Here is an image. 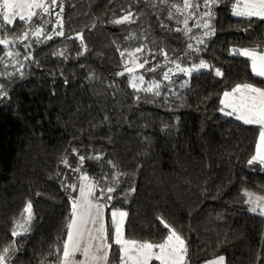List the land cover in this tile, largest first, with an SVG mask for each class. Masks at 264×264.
<instances>
[{"label":"trees","instance_id":"trees-1","mask_svg":"<svg viewBox=\"0 0 264 264\" xmlns=\"http://www.w3.org/2000/svg\"><path fill=\"white\" fill-rule=\"evenodd\" d=\"M183 2L65 0L63 29L56 27L63 35L48 39L51 15L39 37L19 19L0 30L10 41L0 46L4 264L61 263L84 174L99 189L115 187L100 201L108 212L127 213L126 238L163 242L162 219L185 241L186 264L218 257L264 264V215L249 211L245 195L264 196V164L248 163L261 127L221 111L223 94L236 85L264 88L249 58L236 53L264 50V20L222 7L211 18L212 38L188 48L177 11ZM176 58L184 67L204 61L211 68L178 75L174 88L131 86L134 62ZM119 258L113 244L108 264Z\"/></svg>","mask_w":264,"mask_h":264},{"label":"snow or ice","instance_id":"snow-or-ice-1","mask_svg":"<svg viewBox=\"0 0 264 264\" xmlns=\"http://www.w3.org/2000/svg\"><path fill=\"white\" fill-rule=\"evenodd\" d=\"M56 0H52L55 3ZM166 2V0H165ZM219 0H203V7L207 9L201 14L200 19L204 20L202 25L205 29H210L204 33L205 36L214 33V29L211 28L210 20L214 17L212 8L218 6ZM175 7V6H174ZM195 7L197 10L201 7L200 4L193 5L191 0H184L183 8H177L178 12H183L189 8ZM34 9H42L44 13H48V7L45 5L44 0H0V20L3 21V25H0V30L6 29L9 25H14L15 20L25 24H31L33 17H38L40 13L34 11ZM232 15L237 17H258L260 20H264V0H234L232 4ZM207 17L208 19H205ZM171 18V16L169 17ZM123 20H130L129 16H125ZM123 21L117 20L115 23L119 24ZM184 24L187 26L188 18L184 20ZM200 22L197 21V27H200ZM41 29L36 28L34 34L39 37L41 35ZM180 31V29H177ZM191 31V29H187ZM63 35V32L58 33ZM24 38H27V32L23 34ZM52 37L49 36L48 39ZM10 41L7 39H0V46L8 47ZM203 43V40L200 41ZM189 48L192 45H188ZM236 53L242 56H246L251 61V71L257 76L264 78V50L257 51L252 50H236ZM12 55L11 52L8 53ZM18 55V53H17ZM123 55V53H121ZM166 55V53H165ZM143 67V65H140ZM180 71L186 74H191L193 71H199L200 69L208 68V65L204 61H200L198 65H195L191 69L181 68L179 64L176 65ZM155 69H149L154 71ZM131 71V69H129ZM171 71V69L169 70ZM217 76H221L222 73L217 69ZM122 75V73H121ZM164 79H168V74L164 73ZM140 83L143 84V76L139 77ZM131 86L139 91V87L135 82ZM160 85L154 83L144 89L145 92H152L153 88L158 89ZM236 94H239L238 96ZM154 95L159 96V91H156ZM225 100L221 103L225 107L230 108L231 111L224 112V115L231 116L235 114L237 120L243 121L245 124H259L260 141L264 144V88L255 87L252 84L236 85L231 91H226L224 94ZM229 98H233L229 101ZM223 111V109H221ZM99 159V157H95ZM83 162L84 157H80ZM259 160L261 164H264V154H261V147L257 145V155L249 160V164L253 161ZM111 163V162H109ZM80 169H76L79 171ZM81 180L89 181L87 174L81 176ZM74 191L77 190L75 185L71 186ZM98 185L89 181L86 184L79 186V198H74L72 201V219L69 225L67 233V241L63 245L62 249V261L61 264H108L109 253L113 244L119 246L120 258L119 264H151L153 260L159 261V264H185L187 256V248L185 241L170 225L161 219V224L168 229L166 238L163 242L153 244L151 242H139L136 240H128L124 238L122 231L123 218L127 215L125 212L112 211V226L114 227V233L111 236V243H109L110 235L109 228L106 227L103 219L104 208L106 204H101L99 201L104 198L105 193L115 192V187L100 188V196L96 194V188ZM248 196V203L252 205L249 211L256 212L259 208V214L264 215V196H255L253 193H245ZM108 200L113 199L111 195L107 196ZM93 209L95 213L93 214ZM31 215V204L29 203L25 209ZM97 221L99 225L97 226ZM93 227L90 228L89 225ZM93 230L99 235L93 236ZM13 235L18 233L13 232ZM85 235L88 237V241L85 242ZM98 241V242H96ZM93 242H96L95 244ZM95 248V252H93ZM8 253V249H4V255H0V264H4L5 256ZM102 253V255H98ZM77 254L83 257L78 260ZM224 258L220 257L217 264H222Z\"/></svg>","mask_w":264,"mask_h":264},{"label":"rangeland","instance_id":"rangeland-1","mask_svg":"<svg viewBox=\"0 0 264 264\" xmlns=\"http://www.w3.org/2000/svg\"><path fill=\"white\" fill-rule=\"evenodd\" d=\"M64 1L65 0H56L55 3H52V0H44L45 5L49 9L48 13H44L42 9H34V11H37L38 13H40V15L38 17H33L31 24H28L29 25L28 34L34 33V30L36 28H39V26L41 25L45 15H51V23H52L53 31L50 33L49 36H51V37L60 36V35H58V33L63 32V31H61L60 29H56V27L59 28V25H61V28L63 29V4H64ZM233 2H234V0H228V1L227 0H219L218 6H214L212 8V11L215 14V12L218 9H220L222 7H228V8H230L231 15H232V4H233ZM191 3L193 5L200 4L201 7L199 8V10H197L195 7H193V8H189L187 10H184L183 12H179L180 17H178L179 19L182 20L181 21V27H182V31L185 34V37L187 39L186 40L187 41V47L189 44L194 46L195 44L200 43L201 40H203V42H205L208 39L212 38V36H213V34L208 35V36L204 35V33L207 31H210V29L203 28L202 25L204 23V20L200 19L201 14L204 13L205 11H207V9H205L203 7V0H191ZM188 12H190V14H188ZM232 16H234V15H232ZM186 17L188 18L187 26L184 24V20ZM234 17H237V16H234ZM239 18H246V17H239ZM205 19H208V18L205 17ZM16 20H18V18ZM197 21L200 22V25H201L200 27H197ZM210 24H211V20H210ZM187 29H191V31H187ZM195 30H201L200 34H198V35L194 34ZM243 50H244V48H243ZM177 64H179L181 68H187V69H191L195 66V65H193V66L184 67L179 63V59L176 58V59H170L166 62H163V63L158 64V65H153V66H147V65L142 64V63L134 62V64H132L133 69L129 72L131 73V77H132L133 82H135L138 87H148L151 84L158 83L160 85L159 88H174V84H175V80H176L177 76L180 74H186L185 72L180 71V69H178L176 67ZM140 65H143V67H140ZM210 68H211L210 65H208V68L200 69L199 71H193V72H191L190 75L189 74H186V75L191 76L194 73H197V72H200L203 70H210ZM149 69H155V70L149 71ZM170 69H171V71H169ZM164 73L168 74L167 80L164 79ZM141 76H143V78H144L143 84H141L140 80H139V77H141ZM224 112L225 111L223 110V113ZM259 126L262 127L261 125H259ZM89 181L94 182L90 178H89ZM89 181H83L82 184H86ZM98 189H96V194H97V196H100L101 195L100 189H99V191H98ZM105 195H106V193L104 194V196ZM99 202L101 204H107L106 202H101V201H99ZM112 211L124 212L122 210H111L108 212V207L104 208L103 219H104V223H105L106 227L109 228V235H110V233H112V234L114 233V227L112 226V217H111ZM94 213H95V209H93V214ZM125 219H126V216L123 218V225H122L123 233H124ZM98 225H99V221H97V226ZM89 227L92 228L93 226L90 224ZM92 235L98 237L99 234L93 230ZM124 238L128 239L125 237V235H124ZM84 239H85V242L88 241L87 235H85ZM128 240H132V239H128ZM96 242H98V241H96ZM96 242H93V243L95 244ZM109 243H110V240H109ZM93 252H95V248H93ZM98 255H102V253H99ZM109 255H110V253H109ZM76 258L78 260L83 259V257L80 256L79 254H77ZM219 258L220 257L213 258L212 260H209L208 262H206L204 264H217V262L219 261ZM59 264H61V263H59ZM100 264H103V261H101ZM151 264H159V261L153 260L151 262ZM185 264H186V259H185ZM222 264H225V258H224Z\"/></svg>","mask_w":264,"mask_h":264},{"label":"crops","instance_id":"crops-1","mask_svg":"<svg viewBox=\"0 0 264 264\" xmlns=\"http://www.w3.org/2000/svg\"><path fill=\"white\" fill-rule=\"evenodd\" d=\"M231 91V90H230ZM237 96L239 95V94H236ZM233 98H229V101H231ZM222 100H225V97H224V95L222 96ZM224 105V104H223ZM224 111L225 112H229V111H231V109L230 108H227V107H225L224 106ZM235 114H233V115H231V116H233V117H235L234 116ZM241 121V120H240ZM255 125H259V124H255ZM258 145H260V147H261V154H264V144H262L261 143V141H260V136H259V141H258ZM256 155H257V149H256ZM126 220V219H125Z\"/></svg>","mask_w":264,"mask_h":264}]
</instances>
